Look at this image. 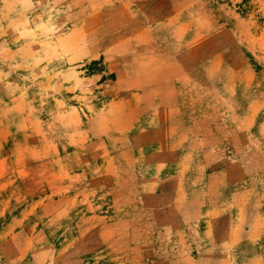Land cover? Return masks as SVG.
<instances>
[{"label":"rangeland","instance_id":"374dc122","mask_svg":"<svg viewBox=\"0 0 264 264\" xmlns=\"http://www.w3.org/2000/svg\"><path fill=\"white\" fill-rule=\"evenodd\" d=\"M0 264H264V0H0Z\"/></svg>","mask_w":264,"mask_h":264}]
</instances>
